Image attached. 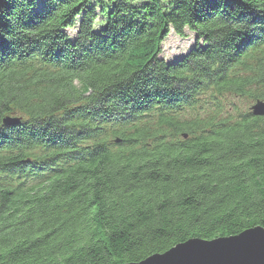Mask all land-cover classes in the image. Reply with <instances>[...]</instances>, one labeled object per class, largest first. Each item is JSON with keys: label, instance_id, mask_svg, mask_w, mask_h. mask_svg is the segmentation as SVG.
Instances as JSON below:
<instances>
[{"label": "trees", "instance_id": "trees-1", "mask_svg": "<svg viewBox=\"0 0 264 264\" xmlns=\"http://www.w3.org/2000/svg\"><path fill=\"white\" fill-rule=\"evenodd\" d=\"M256 101L264 0H0V264L139 262L264 227Z\"/></svg>", "mask_w": 264, "mask_h": 264}, {"label": "water", "instance_id": "water-1", "mask_svg": "<svg viewBox=\"0 0 264 264\" xmlns=\"http://www.w3.org/2000/svg\"><path fill=\"white\" fill-rule=\"evenodd\" d=\"M250 112L264 116V102L253 103ZM3 121L10 124L16 120L6 117ZM123 264H264V227L254 226L212 240L188 239L139 262Z\"/></svg>", "mask_w": 264, "mask_h": 264}, {"label": "rangeland", "instance_id": "rangeland-1", "mask_svg": "<svg viewBox=\"0 0 264 264\" xmlns=\"http://www.w3.org/2000/svg\"><path fill=\"white\" fill-rule=\"evenodd\" d=\"M194 38V34L186 29L184 30V36H179L170 30L161 44L159 57L166 60H173L179 55L184 54L192 46ZM252 104H249L247 107L250 108Z\"/></svg>", "mask_w": 264, "mask_h": 264}]
</instances>
